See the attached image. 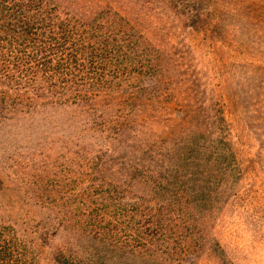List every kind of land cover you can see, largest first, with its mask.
<instances>
[{
  "label": "rangeland",
  "instance_id": "rangeland-1",
  "mask_svg": "<svg viewBox=\"0 0 264 264\" xmlns=\"http://www.w3.org/2000/svg\"><path fill=\"white\" fill-rule=\"evenodd\" d=\"M53 1L75 14L101 15L109 7L130 16L155 12L149 0ZM216 2L226 9L215 33L176 25L166 37L162 30L152 52L164 59L160 83L148 90L152 105L144 96L135 110L156 116L149 126L156 133L187 116L193 124L210 120V137L227 136L235 160L212 156V145L198 159L160 162L154 175L133 179L142 185L135 189L105 184L95 191L101 179L84 177L68 148L48 142L32 156L34 144L17 140L1 151L13 174L1 175L0 264H264V0ZM15 152L21 155L9 156ZM45 162L54 167L42 171ZM136 197L160 231L152 252L134 255L137 229L148 234L146 222L137 224Z\"/></svg>",
  "mask_w": 264,
  "mask_h": 264
},
{
  "label": "trees",
  "instance_id": "trees-1",
  "mask_svg": "<svg viewBox=\"0 0 264 264\" xmlns=\"http://www.w3.org/2000/svg\"><path fill=\"white\" fill-rule=\"evenodd\" d=\"M144 3L155 8L153 18L160 24L148 14L130 16L113 7L101 15L75 14L53 0H0V182L11 173L7 152L1 151L21 139L34 144L32 156L48 142L68 148L70 162H82L84 177L101 179L103 186L95 191L105 184L116 192L135 189L142 185L133 179L154 175L160 162L198 159L212 145V156L235 160L227 136L210 137V120L193 124L187 116L179 127L156 133L149 128L156 116L135 110L144 96L152 105L148 90L156 91L160 83L156 76L164 59L152 52L163 42L162 30L166 37L176 25L185 32L215 33L226 6L216 0ZM69 6L81 9L79 3ZM45 164L42 171L54 167ZM15 166L18 173L20 164ZM144 205L136 197L137 224L146 222L148 234L143 238L137 229L134 255L136 249L152 252L160 231Z\"/></svg>",
  "mask_w": 264,
  "mask_h": 264
}]
</instances>
